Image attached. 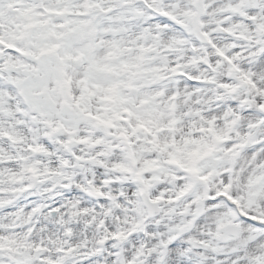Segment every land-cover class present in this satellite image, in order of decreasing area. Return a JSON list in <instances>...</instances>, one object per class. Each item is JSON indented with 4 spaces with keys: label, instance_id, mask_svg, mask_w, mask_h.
I'll list each match as a JSON object with an SVG mask.
<instances>
[{
    "label": "snow or ice",
    "instance_id": "obj_1",
    "mask_svg": "<svg viewBox=\"0 0 264 264\" xmlns=\"http://www.w3.org/2000/svg\"><path fill=\"white\" fill-rule=\"evenodd\" d=\"M0 264H264V0H0Z\"/></svg>",
    "mask_w": 264,
    "mask_h": 264
}]
</instances>
